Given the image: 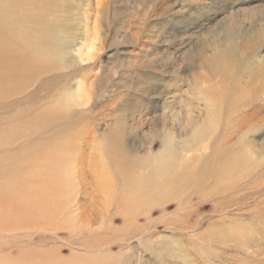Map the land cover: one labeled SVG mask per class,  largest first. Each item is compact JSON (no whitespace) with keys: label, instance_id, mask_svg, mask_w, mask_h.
Wrapping results in <instances>:
<instances>
[{"label":"rangeland","instance_id":"374dc122","mask_svg":"<svg viewBox=\"0 0 264 264\" xmlns=\"http://www.w3.org/2000/svg\"><path fill=\"white\" fill-rule=\"evenodd\" d=\"M42 1L0 89V264H264V0Z\"/></svg>","mask_w":264,"mask_h":264},{"label":"bare ground","instance_id":"6f19581e","mask_svg":"<svg viewBox=\"0 0 264 264\" xmlns=\"http://www.w3.org/2000/svg\"><path fill=\"white\" fill-rule=\"evenodd\" d=\"M45 4L46 3L43 2L42 0H0V89H2L1 87H3V85L7 82V79L11 77H16L21 73L23 74V72H25L24 71L25 66L26 65L28 66V64H30L29 63L30 60L22 56L24 54L21 55L13 54V51L18 48L15 45L11 44L9 41L13 40V41L21 42V40H25L23 38L25 37V33H23L24 31L22 32L20 27L23 24V22L27 19L26 15L28 14L29 11H36L37 12L36 14L42 15L44 11H42L41 8L42 5ZM7 5H9V8H11V10H7L6 8ZM5 22H7L9 25L12 26L18 24V29L12 28L13 30L9 29L7 31L6 29L2 28V25ZM32 38H35L36 40L34 41L37 42H34L32 44L27 42L23 44L27 46L26 48L29 47L32 49L33 45H35L36 47H38V44L42 45L41 43L38 42L41 39V37L35 34L34 36H32ZM40 52L43 53V49H41ZM19 62H21V66L23 67H21L20 71H16L13 68L15 63L18 64ZM247 112L248 111H242L241 114ZM248 117L249 115L245 114L242 116L241 120L245 121Z\"/></svg>","mask_w":264,"mask_h":264}]
</instances>
